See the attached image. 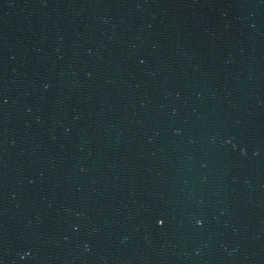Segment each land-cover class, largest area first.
I'll return each instance as SVG.
<instances>
[{
	"label": "water",
	"instance_id": "water-1",
	"mask_svg": "<svg viewBox=\"0 0 264 264\" xmlns=\"http://www.w3.org/2000/svg\"><path fill=\"white\" fill-rule=\"evenodd\" d=\"M0 264H264V0H0Z\"/></svg>",
	"mask_w": 264,
	"mask_h": 264
}]
</instances>
